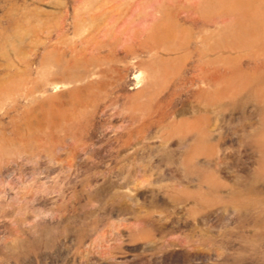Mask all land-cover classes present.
<instances>
[{
	"label": "rangeland",
	"instance_id": "374dc122",
	"mask_svg": "<svg viewBox=\"0 0 264 264\" xmlns=\"http://www.w3.org/2000/svg\"><path fill=\"white\" fill-rule=\"evenodd\" d=\"M0 264H264V0H0Z\"/></svg>",
	"mask_w": 264,
	"mask_h": 264
}]
</instances>
